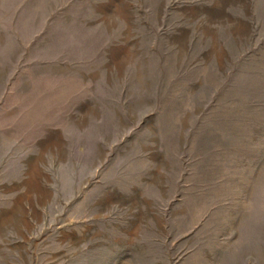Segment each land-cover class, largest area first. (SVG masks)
<instances>
[{"label": "rangeland", "instance_id": "rangeland-1", "mask_svg": "<svg viewBox=\"0 0 264 264\" xmlns=\"http://www.w3.org/2000/svg\"><path fill=\"white\" fill-rule=\"evenodd\" d=\"M0 264H264V0H0Z\"/></svg>", "mask_w": 264, "mask_h": 264}]
</instances>
